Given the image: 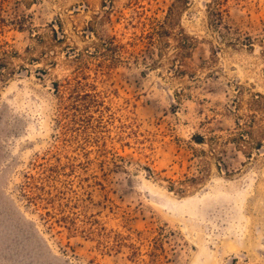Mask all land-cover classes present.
<instances>
[{
	"label": "rangeland",
	"instance_id": "obj_1",
	"mask_svg": "<svg viewBox=\"0 0 264 264\" xmlns=\"http://www.w3.org/2000/svg\"><path fill=\"white\" fill-rule=\"evenodd\" d=\"M24 1L1 12L0 264H264V0L224 15L252 46L189 0L180 75L148 37L177 0Z\"/></svg>",
	"mask_w": 264,
	"mask_h": 264
},
{
	"label": "trees",
	"instance_id": "obj_2",
	"mask_svg": "<svg viewBox=\"0 0 264 264\" xmlns=\"http://www.w3.org/2000/svg\"><path fill=\"white\" fill-rule=\"evenodd\" d=\"M9 0H0V24L4 25L7 21L4 17H2L1 12L4 10V4ZM230 1H234L238 4H248L252 0H213V2L209 5L208 14L211 16V24L216 28H222L223 38L226 39L225 43L235 46L238 43H244L248 46H252L251 37L247 35L243 39L241 37L229 38L231 34V27L224 23V15L229 11V3ZM17 4L21 2H25L24 0H15ZM189 4V0H177V3H174L170 8L169 15L166 17V20L160 24L158 27L154 29L153 32L149 33L148 37L150 40V44L154 45L158 48L157 55L164 54V48L166 46H171V42L169 40L170 37L176 40V44L174 47V57L172 59L173 63L176 62L177 65L175 72L179 75L184 74L186 72V58L190 53V48L194 45V38H192L189 34H187L184 28L180 27V23L176 22L175 16L178 14L180 9ZM178 24V25H177ZM179 27V30H177ZM225 31V32H224ZM111 39H114L111 38ZM238 43H236V42ZM247 41L248 43H245ZM78 80V79H77ZM56 91L60 92V84L57 82ZM64 92L61 93V115H68L70 120L75 125H80L83 122L84 128H89L93 123L94 115L91 111V104H98L97 96L88 91H81L80 86L78 84H74L73 80L67 79L64 84ZM262 98L264 96L262 94H256L254 98V103L260 105ZM201 142V141H199ZM52 170L48 168V171ZM29 179H35L33 175H27ZM34 183V182H33ZM31 184V181L28 183ZM38 187V185H35ZM39 188V187H38ZM52 200L51 197L48 198Z\"/></svg>",
	"mask_w": 264,
	"mask_h": 264
}]
</instances>
